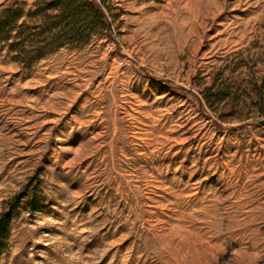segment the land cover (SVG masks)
I'll return each mask as SVG.
<instances>
[{"label":"rangeland","instance_id":"obj_1","mask_svg":"<svg viewBox=\"0 0 264 264\" xmlns=\"http://www.w3.org/2000/svg\"><path fill=\"white\" fill-rule=\"evenodd\" d=\"M97 1L110 37L0 55V264H264V0Z\"/></svg>","mask_w":264,"mask_h":264},{"label":"trees","instance_id":"obj_2","mask_svg":"<svg viewBox=\"0 0 264 264\" xmlns=\"http://www.w3.org/2000/svg\"><path fill=\"white\" fill-rule=\"evenodd\" d=\"M25 7L15 3L0 10V55L9 52L26 68L61 48L85 46L97 29L110 37L107 16L97 0H50L35 4L30 13ZM10 219V211L0 214V247L7 241Z\"/></svg>","mask_w":264,"mask_h":264}]
</instances>
